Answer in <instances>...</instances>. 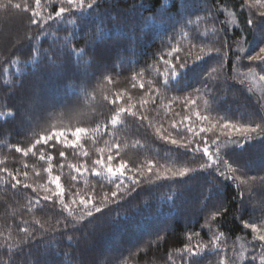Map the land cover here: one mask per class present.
<instances>
[{
	"label": "trees",
	"instance_id": "obj_1",
	"mask_svg": "<svg viewBox=\"0 0 264 264\" xmlns=\"http://www.w3.org/2000/svg\"><path fill=\"white\" fill-rule=\"evenodd\" d=\"M262 47L264 0H0V264H264Z\"/></svg>",
	"mask_w": 264,
	"mask_h": 264
},
{
	"label": "snow or ice",
	"instance_id": "obj_2",
	"mask_svg": "<svg viewBox=\"0 0 264 264\" xmlns=\"http://www.w3.org/2000/svg\"><path fill=\"white\" fill-rule=\"evenodd\" d=\"M67 2H68L69 4H73V3H74V0H67ZM79 2H80V5L82 6V5H83V0H79ZM261 2H262V0H256V3H261ZM35 3H36V5H39V4L41 3V0H35ZM90 6H91V4L88 5V7H90ZM13 7H15L16 9H20V8H21V4L17 3V4H15V5H13ZM26 10H27V7H25V11H26ZM65 11H66L65 8H60L59 11L56 12V16H60V15H61L62 13H64ZM32 23L35 24V23H37V21L33 20ZM247 23H248L249 25H252V24H253V20H252V19H249V20L247 21ZM260 53H264V47L260 48ZM238 58H239V57H238ZM249 59H250V60H253V61H257V60H259L261 66H262V71H264V56H261L260 54H257L256 56H251V57H249ZM180 67L183 68L184 65L182 64V65H180ZM260 78H261L262 80H264V76H261ZM165 83H167V81H165ZM122 111H123V110H122ZM113 123H115V121H113ZM225 127H228V125H225ZM256 128H260V125H257ZM256 128H242V129H237V130H239V131H244V132H249V131H251V132H255V131H256ZM84 131H85V130L82 129V128H77L76 131H75L74 133H72V135L77 136V138H79V134L82 133V132H84ZM262 131H264V129H262ZM43 139L46 140L47 138H43ZM38 143H39V141H38ZM172 143L175 144L176 141L173 140ZM16 151L19 152V151H21V149H20V148H16ZM208 153H209L208 148H204V154H205V155H208ZM25 155H27V152H25ZM60 155H61V156H64V153L61 152ZM108 159H109V161H111V160H112V156H109ZM96 163L99 164V163H101V161H96ZM229 167H230V166H229ZM124 168H125V164H124V163H121V165L119 166V168H117V169H115V170H114L113 168L109 167V168H108V172H109V173H113V174H114L115 172H119V173L122 174ZM9 175H11V173H9ZM25 175H27V174L25 173ZM181 175H183V173H181ZM221 175H223V173H221ZM58 180H59V177L56 178V181H57L56 186H57V188L60 187V185H59V183H58ZM18 184H19V181L17 180L16 183L12 185V187H13V188H16V186H17ZM25 187H28V186L26 185ZM112 195L115 196L116 193H112ZM44 199L47 200V199H49V197L46 196V197H44ZM81 203L83 204V203H86V202L82 199V200H81ZM95 211H96V212H100V211H101L100 207H96ZM88 215H89V216L92 215L91 210H89ZM244 227H245V228H251L252 231H253L254 233L259 231V229L257 228V226H256L255 223H247V222H246V223L244 224ZM258 238H259V240L264 241V235H259ZM69 239H71V237H69ZM262 261H264V257H262Z\"/></svg>",
	"mask_w": 264,
	"mask_h": 264
},
{
	"label": "rangeland",
	"instance_id": "obj_3",
	"mask_svg": "<svg viewBox=\"0 0 264 264\" xmlns=\"http://www.w3.org/2000/svg\"><path fill=\"white\" fill-rule=\"evenodd\" d=\"M17 25H18V23H17Z\"/></svg>",
	"mask_w": 264,
	"mask_h": 264
}]
</instances>
